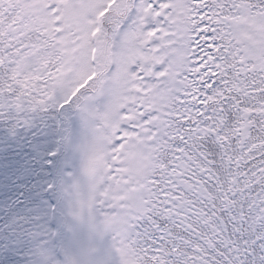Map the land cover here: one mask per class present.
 Wrapping results in <instances>:
<instances>
[{
    "label": "snow or ice",
    "instance_id": "1",
    "mask_svg": "<svg viewBox=\"0 0 264 264\" xmlns=\"http://www.w3.org/2000/svg\"><path fill=\"white\" fill-rule=\"evenodd\" d=\"M0 264H264V0H0Z\"/></svg>",
    "mask_w": 264,
    "mask_h": 264
}]
</instances>
